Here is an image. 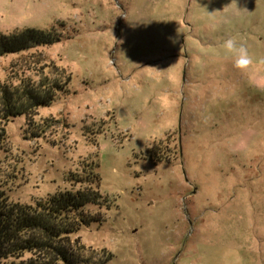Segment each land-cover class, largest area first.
I'll list each match as a JSON object with an SVG mask.
<instances>
[{"label":"rangeland","instance_id":"rangeland-1","mask_svg":"<svg viewBox=\"0 0 264 264\" xmlns=\"http://www.w3.org/2000/svg\"><path fill=\"white\" fill-rule=\"evenodd\" d=\"M52 27L61 42L0 58V85L71 75L36 111L39 138L23 116L0 122L8 200L69 189L97 154L108 202L72 241L106 264H264V0H0V33Z\"/></svg>","mask_w":264,"mask_h":264},{"label":"trees","instance_id":"trees-1","mask_svg":"<svg viewBox=\"0 0 264 264\" xmlns=\"http://www.w3.org/2000/svg\"><path fill=\"white\" fill-rule=\"evenodd\" d=\"M63 37V31L53 27L0 33V58L49 47L61 42ZM46 68L51 71L44 73ZM32 70L35 79L24 74L15 75L16 83L0 85V122L23 116L26 134L35 139L45 130L34 121L36 111L55 102L71 75L54 64ZM80 167L79 173L68 175L69 189L33 204L11 202L0 191V264H106L110 261L112 255L105 249L96 252L78 240L72 241V236L81 228L100 223V216H92L85 208L108 202L107 196L99 190L97 154Z\"/></svg>","mask_w":264,"mask_h":264},{"label":"clouds","instance_id":"clouds-1","mask_svg":"<svg viewBox=\"0 0 264 264\" xmlns=\"http://www.w3.org/2000/svg\"><path fill=\"white\" fill-rule=\"evenodd\" d=\"M221 48L224 50L226 56L229 54L234 56L233 66L239 71L246 70L252 63V59L247 48L242 44L238 45L234 37L224 40V42L221 44Z\"/></svg>","mask_w":264,"mask_h":264}]
</instances>
